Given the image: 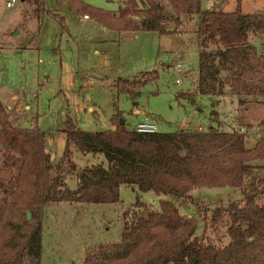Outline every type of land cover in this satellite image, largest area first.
Here are the masks:
<instances>
[{"label": "trees", "instance_id": "trees-1", "mask_svg": "<svg viewBox=\"0 0 264 264\" xmlns=\"http://www.w3.org/2000/svg\"><path fill=\"white\" fill-rule=\"evenodd\" d=\"M23 1L38 6L43 0ZM67 1L71 9L121 31L171 33L167 27L173 20L181 25L183 17L199 15L196 93L230 94L243 108L264 105V43L257 52L249 41L252 34H264V20L244 14V0H237L235 11H203L201 0H168L172 12L167 16L160 12L161 0H125L117 12L83 0ZM53 15L64 24V17ZM135 15L144 16L141 24ZM159 77L157 70L143 72L132 79L118 77L114 85L136 98L144 85ZM120 117L119 111L113 116L114 129L87 131L68 116L66 147L52 174L44 131L15 126L0 101V264H41L45 204L116 203L123 184L189 201L197 187L243 186L245 177L259 168L253 161L264 158V119L259 123L260 138L249 148L246 134L234 128L211 124L204 131L141 133L121 124ZM72 144L82 154H102L106 159V164L85 167L75 189L64 181L65 166L78 169ZM243 194L242 200L212 210L195 204L204 220L227 227L230 240L224 246L209 239L207 228L197 235V219L183 216L176 204L162 200L160 210L143 205L141 212L125 215L121 242L88 249L83 264H264V205L258 203L264 177L252 176Z\"/></svg>", "mask_w": 264, "mask_h": 264}, {"label": "rangeland", "instance_id": "rangeland-1", "mask_svg": "<svg viewBox=\"0 0 264 264\" xmlns=\"http://www.w3.org/2000/svg\"><path fill=\"white\" fill-rule=\"evenodd\" d=\"M8 1L11 0H0V101L11 114L15 126H38L44 131L52 174L66 147L68 116L79 128L98 131L114 129L112 118L119 111L122 113L120 120L124 119L127 127L134 128L140 117L133 111L136 106L158 123L160 132H173L186 116V110L194 105L197 109L199 105L203 107L200 120L205 122L210 110L206 97L201 102L187 103L188 106L177 99L179 93L197 91L199 38L195 29L199 15L191 20L183 17L181 25L173 20L167 27L171 33L138 31L136 36L94 18L84 19L82 13L68 4L59 8L58 13L65 21L62 24L46 10L56 11L57 0H45V12L41 13L34 4L16 0L8 7ZM83 1L109 12H117L123 4V0ZM258 1L244 0L243 9H256L260 6ZM159 8L166 16L172 12L168 0H161ZM201 8L203 11H234L236 0H201ZM133 19L139 25L144 16L135 15ZM255 45L260 48L261 40L257 39ZM178 63H185L189 68L181 85L176 83L178 74L174 66ZM155 70L159 72V79L144 85L136 98L120 92L114 85L118 77L132 79ZM256 107L261 108L246 115L247 120L243 122L240 118L243 124L251 127L249 133L260 130L257 121L264 119V106ZM225 113L236 114L233 109ZM222 123L225 130L233 128L225 119ZM246 139L247 147L255 146V137ZM71 149L78 169L65 166L64 181L67 187L75 189L85 167L106 164V159L102 154H82L75 144ZM253 164L259 168L245 177L243 186L197 187L191 191L193 199L189 201L123 184L120 200L116 203L64 201L45 204L41 264H83L88 249L121 242L125 215L141 212L145 206L160 210L162 200L176 204L183 216L196 218L197 235L207 228L209 239L224 246L230 240L227 227H216L204 220L195 204L212 210L242 200L252 176L264 177V158ZM258 203L264 205V194L258 198Z\"/></svg>", "mask_w": 264, "mask_h": 264}, {"label": "crops", "instance_id": "crops-1", "mask_svg": "<svg viewBox=\"0 0 264 264\" xmlns=\"http://www.w3.org/2000/svg\"><path fill=\"white\" fill-rule=\"evenodd\" d=\"M23 1V0H22ZM125 0H123L124 2ZM25 2V1H24ZM57 8L56 11H51V10H47V14L48 11L52 12L53 14H57L60 17H64L61 16L58 12H59V8L62 6V4H68L67 0H57ZM260 3V6L257 7L256 9H253L251 11L248 10H244L243 6H242V11L244 14H250V15H257L259 16L261 19L264 20V5L262 4L264 1L263 0H259L258 1ZM37 7V11L38 13L45 12V0L42 1V3L40 5H35ZM41 6H43L44 9L41 8ZM236 8H237V0H236ZM236 10V9H235ZM234 10V11H235ZM51 14V13H50ZM84 19H92L89 15V17H86V15H83ZM123 32H129L131 34H135L137 36L138 31H123ZM259 39L261 40V43L263 45L264 43V34H252L249 41L251 44V47L253 49H255L257 52H261L262 51V46L259 48L255 45V41ZM198 78H199V68H198ZM198 81V79H197ZM203 97H206L207 99V103L208 106L210 108L208 115L206 116V120H204L205 122L203 123L200 120L201 117V113L203 112V107L198 105V108L196 109L195 105L193 107H190V110H186V116L180 120V122L178 123L179 125L178 128L176 129V131L180 130L179 127L182 130H188L193 128V126L196 124L197 121H200L201 123H203L205 125V127L207 128L209 125L213 124V125H217L219 126L221 129H225L222 126V121L224 122V119L226 121V116H238L239 119L241 118L243 120V122L245 120H247L246 115L249 116L250 112H252L253 110H256L258 108L261 107H256L257 106H264L262 104H249L246 108H243L239 105V101L238 99L230 94H226V95H221L218 97H209L206 95H199L196 92H182L181 96L178 98L179 100L183 101L185 104L187 103H191L195 100L197 102H201V99ZM198 98V99H197ZM191 100V101H190ZM213 100H216L217 102L215 104H213ZM188 106V104H187ZM226 106H228V108L226 109ZM189 108V107H188ZM91 110H93V107L90 108ZM235 110L236 114L235 115H227L228 110ZM134 113H137L136 115L140 116L138 121L141 120L142 118V112L143 110H140L139 108H137L136 106L134 107ZM212 111H216L217 112V116L216 117H212L211 116V112ZM142 112V113H141ZM139 113V114H138ZM11 115V114H10ZM255 120V119H254ZM227 122L230 124L229 120H227ZM241 122V120H240ZM260 123V121H257ZM241 124L246 128V138L250 137V138H254L255 137V145L258 141V139L260 138V130H256L255 132H251L249 133V130H251V127L249 125L243 124L241 122ZM253 148V147H252Z\"/></svg>", "mask_w": 264, "mask_h": 264}, {"label": "built area", "instance_id": "built-area-1", "mask_svg": "<svg viewBox=\"0 0 264 264\" xmlns=\"http://www.w3.org/2000/svg\"><path fill=\"white\" fill-rule=\"evenodd\" d=\"M16 0L8 1L7 6L11 7L15 3ZM86 17H89L86 15ZM175 70L178 74V77L176 78V83L178 85H181L184 81V77L187 75V71L189 68L185 63H178L176 64ZM186 74V75H185ZM226 120H229L232 127L238 132V133H244L246 134V128L241 124L240 119L238 116H226ZM193 128L204 131L206 130V127L203 123L200 121H197L196 124L193 126ZM134 129L141 133H157L159 131L158 123L148 114L142 113L141 120L137 121V123L134 126Z\"/></svg>", "mask_w": 264, "mask_h": 264}, {"label": "water", "instance_id": "water-1", "mask_svg": "<svg viewBox=\"0 0 264 264\" xmlns=\"http://www.w3.org/2000/svg\"><path fill=\"white\" fill-rule=\"evenodd\" d=\"M121 124H125V120L121 118ZM31 218V212H28V219Z\"/></svg>", "mask_w": 264, "mask_h": 264}]
</instances>
